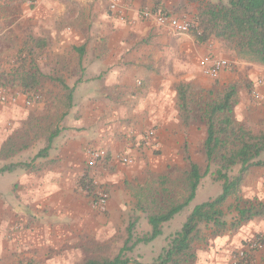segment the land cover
I'll list each match as a JSON object with an SVG mask.
<instances>
[{
  "label": "crops",
  "instance_id": "obj_1",
  "mask_svg": "<svg viewBox=\"0 0 264 264\" xmlns=\"http://www.w3.org/2000/svg\"><path fill=\"white\" fill-rule=\"evenodd\" d=\"M175 3L132 0L133 9L122 21L113 17L108 0H40L34 10L23 3L21 10L1 11L0 52L17 53L29 37L40 35L46 43L38 62L46 82L41 88L44 104L50 105L56 94L62 98L63 92L71 97L47 155L33 159L38 150L30 158L21 151L0 159V167L29 164L0 173V247L7 244L9 254H58L71 238L97 227L79 185L85 174L108 192L107 216L112 220L136 196L128 183H141L147 171H156L152 164L158 159L181 161V147L195 145L194 125L185 127L179 119L176 84L192 76L188 67L194 58L201 69L204 55L231 54L219 52L218 40L198 45L189 32L175 33L152 20L136 19V7L167 8L174 14L180 12ZM40 22L42 35L34 32ZM6 54L0 55V62ZM234 63L244 68L242 77L252 81L260 98L252 97L260 102L264 65L237 59ZM226 68L217 77L222 83L236 75ZM244 88L238 100L252 109L255 105L247 101ZM22 110L20 104L0 103V149L10 131L4 122H14ZM90 148L105 151L94 165L88 164ZM118 155L132 158V163H122ZM191 159L196 161L193 155ZM229 232L208 230L204 242L209 254H196V264H228L230 254L225 253L247 236L242 228Z\"/></svg>",
  "mask_w": 264,
  "mask_h": 264
},
{
  "label": "trees",
  "instance_id": "obj_2",
  "mask_svg": "<svg viewBox=\"0 0 264 264\" xmlns=\"http://www.w3.org/2000/svg\"><path fill=\"white\" fill-rule=\"evenodd\" d=\"M187 1L201 3L196 8L191 19L193 25L188 31L197 44L220 40L225 50L232 51L237 59L264 65V0H226L225 3ZM45 47L46 43L41 37H29L9 68L0 66V87L18 88L26 98L37 95L44 78L38 59ZM62 85L63 89H68L65 84ZM239 88L238 81L229 82L220 91H205L190 82L176 84L180 121L185 127L194 124L204 127L201 147L207 162L205 170L202 172L200 166L190 159L185 143L182 149L187 167L179 172L182 198L175 200L169 196L166 187L169 175L157 176L155 186L147 184L135 196V207L145 213L150 226L149 233L142 237L134 236L138 217L133 216L126 227L127 239L117 254L113 257L90 256L80 264H196L195 246L203 239L204 228L210 229L212 234H219L237 230L248 221L264 217V200L242 201L238 198V189L248 168L264 166V158L260 157L264 152V121L245 124L234 117ZM60 99L66 108L71 106L68 91ZM62 117L63 112L59 115L44 111L29 113L21 122L22 127L14 129L7 136L0 149V159L13 157L41 137H44L45 144L33 159L47 155L53 138L59 132L54 118L59 120ZM211 164L216 165L212 178L221 182L220 193L195 204L179 229L167 237L151 262L128 257L126 252L132 251L138 243L152 241L162 233L163 223L188 206L195 196L200 179L209 171ZM28 165L26 162L7 163L0 167V173ZM236 166H239L238 174L230 177L229 172ZM81 184L93 192L94 186L87 175L81 179ZM230 196H234L236 202L225 211L223 205ZM228 214H231L229 220L226 218ZM248 243L247 246L252 248L261 246L263 254L260 262L255 261L249 249L241 253L235 264H264V232Z\"/></svg>",
  "mask_w": 264,
  "mask_h": 264
},
{
  "label": "rangeland",
  "instance_id": "obj_3",
  "mask_svg": "<svg viewBox=\"0 0 264 264\" xmlns=\"http://www.w3.org/2000/svg\"><path fill=\"white\" fill-rule=\"evenodd\" d=\"M9 2V0H8ZM7 0H0V13L1 11H9L13 12L16 11V8L21 10L20 4H26L28 6L29 10H34L35 6L40 2V0H12V2L8 3ZM204 2H226V0H203ZM176 5H178L179 13L178 16H185L189 19H192L196 8L201 4L199 2H192L187 0H176ZM165 8V7H164ZM168 10L167 8H165ZM170 11V10H168ZM173 14V13H172ZM50 20V19H47ZM51 24L52 21H48ZM40 26H35L34 31L36 34H41L42 32V23H39ZM35 34V35H36ZM42 35V34H41ZM41 37L40 35H38ZM42 38V37H41ZM220 41V40H218ZM221 45H218L216 48H219V52L225 51L227 53H230L231 56H222L229 60L230 67L226 68L229 70V72L235 71L236 75L234 74L231 79H227L228 81L225 83H222L219 78H211L207 74H205L199 67L197 63V58H194L193 62H190L188 70L192 73V76L188 77V80H183V82H190L193 85L199 86L203 88L205 91H220L225 85H227L229 82L232 81H238L240 82V88L238 91V94L241 90L244 88V93L247 101L250 103L252 102L255 107L252 109H249V105H247L245 102L244 106L241 105V103L238 100V94H237V104L234 107V117L245 124L249 123H257L260 121H264V96L262 97L260 102H256L255 99L252 97L251 89L253 88L252 81L244 80L242 77L243 69H241L240 65H236L234 61L237 59L234 56V53L232 51H227L223 47L222 41ZM202 45V44H198ZM8 53V54H6ZM3 60L0 62V66L3 68H9V65L16 60L17 53L15 52H0V55H4ZM43 54V53H42ZM40 55V57L42 56ZM39 57V58H40ZM239 60V59H237ZM242 61V60H239ZM39 62V59H38ZM245 62V61H242ZM248 63V62H247ZM235 64V65H234ZM39 65V64H38ZM40 67V66H39ZM41 69V67H40ZM257 80V79H256ZM46 83L44 81V78L41 82V87L38 90V99H35L31 104H26L25 100L26 97L21 93V91L18 88H12V87H0L1 89H4L6 93L11 95L12 97L16 98L15 102L10 103H16L20 104L23 108L22 115L15 120L14 122L11 119H7L4 122V126L6 128H10V131L8 135L13 132L14 129H19L22 127V121L28 116L31 112H38V111H44V112H56L58 115L59 113L65 111L67 108L65 104L61 101V99L57 98V95H55L54 99L52 100L50 105L44 104L45 98L42 94L41 88L42 85ZM56 87L58 85H55ZM63 96H65L66 92L62 93ZM63 100V99H62ZM55 119V125L60 124L61 120L60 118H54ZM194 133H193V139L194 144L193 146H188V154L190 156L193 155L196 162L200 166V170L203 172L206 168V158L205 154L202 151L201 142L204 137V127L200 124H194ZM45 144L44 137L38 138L34 140L32 145L24 149L23 151L26 152V156L30 158L34 154L35 150H39L42 148ZM181 147V152L183 151ZM159 152L155 151V155ZM16 155V154H15ZM261 158H264V152L260 156ZM192 160V159H191ZM154 170L156 171H147L144 177H141L142 179L139 180L141 183H138L137 185L133 183H128L130 189L135 191L136 193L141 190V188H144L147 184L150 186H155L157 182L154 180L159 175H169L170 180L167 183L166 187L169 191V196L172 197L175 200H180L182 198L183 191L180 189V175L179 172H182L187 167V161L184 160L183 152L181 154V161L179 162H170L166 163L165 160H157L154 164ZM216 165L211 164L209 171L202 176L200 179L199 185L196 189L195 196L192 199V201L186 206L182 211H180L178 214H175L174 217L163 223L162 225V233L158 235L156 238H154L152 241L148 243H138L136 246L132 249L130 252H126V255L128 257H131L132 259H136L142 262H151L153 258L159 253L162 246L165 244L167 237L173 233L175 230L179 229L182 222L184 221L187 213L192 209V207L200 203L202 201H205L207 199L214 198L217 196L221 191V182L216 181L212 178V173L215 171ZM239 166L234 167L230 172V177L236 176L238 174ZM86 175V174H85ZM84 175V176H85ZM8 176V175H5ZM83 176V177H84ZM9 178V177H7ZM4 178V179H7ZM92 181V180H91ZM138 181V180H136ZM93 184V192L99 188H104L103 185H100L98 183ZM81 191L85 193V195L89 199L90 204V197L91 192H89L85 187L82 186L81 180L79 182ZM106 190V189H105ZM91 193V194H90ZM238 198H240L242 201L248 200V199H258V200H264V166H251L248 168L246 174L243 176V179L241 181L240 187L238 189ZM136 197H132V203L129 204V207L123 211L119 217H115L112 220H110L107 216V209L104 212L97 211L90 207L94 211V214L97 218V227H95L91 232L88 234H84L82 236H77L71 238L69 241V245H67L66 249H63V252L54 253V250L47 251V253L44 254H9L8 253V245L3 244L0 248V264H80L82 263L87 257L95 256V257H113L115 254L119 252L121 247L124 245L126 239H127V232L126 227L131 220L133 216H137L138 220L135 225L134 229V236L135 237H142L145 234L149 233L150 226L147 223L145 213L138 211L135 207ZM236 198L234 196H230L227 198L223 205V209L226 211L227 208L233 204H235ZM154 207V205H152ZM105 218V219H104ZM228 220L231 218V214H228L226 217ZM244 230V234L247 235L240 241L241 247L237 245V247H233L232 249H229V252H226L225 254L229 255V262L228 264H235L238 257L241 255L242 252L245 250H251L252 254H254V259L256 262H260V258L263 254L261 246L259 247H248L247 243L252 242L253 239L257 237L258 234H261L264 232V217H258L254 220L248 221L244 223L242 226H240L237 230L230 231V234L237 233L239 229ZM208 230L204 228L203 230V239L198 242L195 246L196 254H209L207 252V245L205 244V235L208 234ZM252 231L255 234L250 237V233ZM243 232V231H242ZM250 232V233H249ZM249 233V234H247ZM249 244V243H248ZM257 246V245H256ZM214 251V250H212ZM214 254H218V252H213ZM201 264H204L203 262Z\"/></svg>",
  "mask_w": 264,
  "mask_h": 264
},
{
  "label": "built area",
  "instance_id": "obj_4",
  "mask_svg": "<svg viewBox=\"0 0 264 264\" xmlns=\"http://www.w3.org/2000/svg\"><path fill=\"white\" fill-rule=\"evenodd\" d=\"M108 9L112 13L113 17L118 20H125L127 14L133 9L132 0H108ZM136 19L152 20L160 26L169 28L175 33L188 32L192 27V20L185 16H178L163 11L160 7L140 6L135 8ZM199 65L202 71L211 78H217L219 73L224 68L230 66L228 59L218 57L212 54H206L199 60ZM258 83L260 82L257 80ZM252 96L255 99L260 98V93L256 87L251 89ZM35 99H38V95H34L30 98H26L25 103L31 104ZM16 98L12 97L4 89L0 88V103L15 102ZM149 135L152 132L148 133ZM89 153V165H94L100 158L105 156V151L102 148H90ZM117 158L124 164L132 163V158L124 155H118ZM109 194L104 188H99L92 192L90 197L91 207L97 211L104 212L107 209ZM254 246V244H252Z\"/></svg>",
  "mask_w": 264,
  "mask_h": 264
}]
</instances>
